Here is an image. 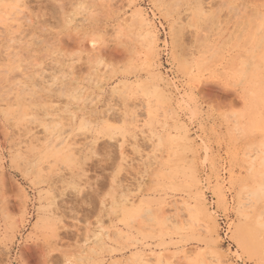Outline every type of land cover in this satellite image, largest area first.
Segmentation results:
<instances>
[{
  "label": "rangeland",
  "instance_id": "rangeland-1",
  "mask_svg": "<svg viewBox=\"0 0 264 264\" xmlns=\"http://www.w3.org/2000/svg\"><path fill=\"white\" fill-rule=\"evenodd\" d=\"M0 264H264V0H0Z\"/></svg>",
  "mask_w": 264,
  "mask_h": 264
},
{
  "label": "bare ground",
  "instance_id": "bare-ground-1",
  "mask_svg": "<svg viewBox=\"0 0 264 264\" xmlns=\"http://www.w3.org/2000/svg\"><path fill=\"white\" fill-rule=\"evenodd\" d=\"M69 155V154H68ZM261 184V183H260Z\"/></svg>",
  "mask_w": 264,
  "mask_h": 264
}]
</instances>
